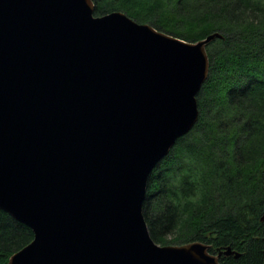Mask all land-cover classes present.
Listing matches in <instances>:
<instances>
[{
	"label": "water",
	"instance_id": "1",
	"mask_svg": "<svg viewBox=\"0 0 264 264\" xmlns=\"http://www.w3.org/2000/svg\"><path fill=\"white\" fill-rule=\"evenodd\" d=\"M94 8L0 0V209L34 233L8 264H221L230 246L157 243L143 205L199 120L224 35L186 41Z\"/></svg>",
	"mask_w": 264,
	"mask_h": 264
},
{
	"label": "trees",
	"instance_id": "2",
	"mask_svg": "<svg viewBox=\"0 0 264 264\" xmlns=\"http://www.w3.org/2000/svg\"><path fill=\"white\" fill-rule=\"evenodd\" d=\"M93 1L97 16L120 10L186 41L224 35L207 47L200 118L151 173L143 214L159 244L230 246L221 264H264V0ZM33 237L0 209V264Z\"/></svg>",
	"mask_w": 264,
	"mask_h": 264
},
{
	"label": "rangeland",
	"instance_id": "3",
	"mask_svg": "<svg viewBox=\"0 0 264 264\" xmlns=\"http://www.w3.org/2000/svg\"><path fill=\"white\" fill-rule=\"evenodd\" d=\"M95 15V14H94ZM104 15V14H103ZM95 16H97V15H95ZM99 16H102V15H99ZM214 92L212 91V93H211V97L213 96L212 94H213ZM214 97V96H213ZM199 109H200V107H199ZM201 112V111H200ZM200 118V117H199ZM196 125V124H195ZM194 128V127H193ZM192 128V129H193ZM188 134V133H187ZM169 240H170V242H172V241H174V242H179L180 240H179V238H176V236L175 235H171V236H169L168 235V237H167ZM10 259V258H9Z\"/></svg>",
	"mask_w": 264,
	"mask_h": 264
},
{
	"label": "bare ground",
	"instance_id": "4",
	"mask_svg": "<svg viewBox=\"0 0 264 264\" xmlns=\"http://www.w3.org/2000/svg\"><path fill=\"white\" fill-rule=\"evenodd\" d=\"M95 3V2H94ZM95 9V8H94ZM120 11V10H119ZM113 12V11H112ZM107 14V13H106ZM128 15V14H127ZM129 16V15H128ZM132 18V17H131ZM135 20V19H134ZM164 32V31H163ZM169 34V33H168ZM208 52V51H207ZM209 56V54H208ZM210 59V58H209ZM210 72V71H209ZM209 77V76H208ZM181 138V137H180ZM178 141V140H177ZM177 143V142H176Z\"/></svg>",
	"mask_w": 264,
	"mask_h": 264
}]
</instances>
